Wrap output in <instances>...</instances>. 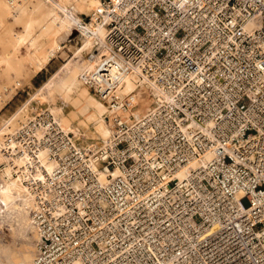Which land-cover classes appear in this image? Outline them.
Returning <instances> with one entry per match:
<instances>
[{
    "label": "built area",
    "instance_id": "2783aa9c",
    "mask_svg": "<svg viewBox=\"0 0 264 264\" xmlns=\"http://www.w3.org/2000/svg\"><path fill=\"white\" fill-rule=\"evenodd\" d=\"M86 20L104 34L81 82L111 109L127 76L153 101L98 144L47 107L2 134L31 264H264V0H98Z\"/></svg>",
    "mask_w": 264,
    "mask_h": 264
},
{
    "label": "bare ground",
    "instance_id": "6f19581e",
    "mask_svg": "<svg viewBox=\"0 0 264 264\" xmlns=\"http://www.w3.org/2000/svg\"><path fill=\"white\" fill-rule=\"evenodd\" d=\"M0 6L12 22L22 25V30L14 36L11 50L0 53V67L7 73L20 71L26 66L36 73L45 67L57 52L61 51L62 55H65L60 40L63 33L69 30V24H76L74 27L80 29L79 37H84L82 51L90 50L94 40L101 39L104 34L103 28L93 20L85 21V16L97 9L98 0H0ZM83 66L84 63L80 68L70 61L64 63L39 86L38 94L58 96L64 102H70L88 123L92 124L91 128L85 125L86 136L107 140L112 133L107 117L112 118L120 114L123 103L129 106L134 104L132 92L136 84L127 76L115 93L118 105L111 109L81 85L79 74ZM43 89H46V94ZM0 102H3L2 98ZM51 109L65 130L79 131L83 121L75 126V115L70 116L72 111L69 117L64 114L61 106L55 105ZM16 113L13 114L14 117ZM134 114L137 115V112ZM11 120L10 117L2 123L4 126L0 127L1 132L11 128ZM2 158L0 151V162ZM31 208L32 198L27 187L19 179L5 177L0 172V212L3 211L5 216L4 220L0 219V228L4 225L8 228L9 235L25 240L20 247L12 246L8 241L0 242V264H31L38 240V231L31 219Z\"/></svg>",
    "mask_w": 264,
    "mask_h": 264
},
{
    "label": "rangeland",
    "instance_id": "374dc122",
    "mask_svg": "<svg viewBox=\"0 0 264 264\" xmlns=\"http://www.w3.org/2000/svg\"><path fill=\"white\" fill-rule=\"evenodd\" d=\"M88 16L89 13L87 14V16H85L86 22H89L88 20H86ZM74 26H76V24H69V30L63 33V37L60 40V43L63 46L62 50L65 51V55H62L61 51L57 52L56 55L52 58V60L40 71L33 73L31 72L29 66H26L20 71L7 73L3 71L2 67H0V99H3V102H0V127H3L4 125H2V123L10 117L12 119L10 122L11 127H14L20 118H23L28 115L31 107H47L51 109L53 106L58 105L63 108L64 114H66L67 116H69L70 112L72 111L70 116H72V114L75 115V117L73 118V124L75 126H78L77 123L81 122V120L83 121L79 126L80 128L78 132L68 130L71 134L75 136L79 144L87 146L88 144H98L102 141L101 138L91 139L90 137L86 136L85 125L86 127L91 128L92 124L90 122L88 123L85 117L77 110V108H74V106H72L70 102H64V100H62L58 96H43L38 94L39 86H41L45 81H47L49 77L64 63L70 61L71 64L80 68L81 64L85 62L84 60L86 57V52L88 50L84 49L82 51L84 37H79L80 29ZM21 28V23L12 22L11 18L6 15L2 8L0 9V53L11 50L14 42V36L17 32L22 30ZM18 79L19 81H17ZM81 85L85 86L82 82ZM43 90V93L46 94V89ZM89 91L93 95L97 96L93 91ZM132 94L135 98V104L130 110L131 115L134 116L135 112H137L138 115L139 113L145 111L152 104L153 98L148 95V90L145 87H136L135 85V90ZM104 104L107 105L106 103ZM14 113H16L15 117L13 115ZM54 114L56 115L55 112ZM5 131V129H3L2 132L0 131V139ZM3 213V211L0 212L1 220H4L5 218V216H3ZM2 228H0L1 243H5L8 241L12 244V246L15 247H20L22 244L25 243L24 239L20 237H12L11 235H9L10 233L6 226L3 225Z\"/></svg>",
    "mask_w": 264,
    "mask_h": 264
},
{
    "label": "crops",
    "instance_id": "0c3cea01",
    "mask_svg": "<svg viewBox=\"0 0 264 264\" xmlns=\"http://www.w3.org/2000/svg\"><path fill=\"white\" fill-rule=\"evenodd\" d=\"M40 71V70H39ZM38 72V71H37Z\"/></svg>",
    "mask_w": 264,
    "mask_h": 264
}]
</instances>
